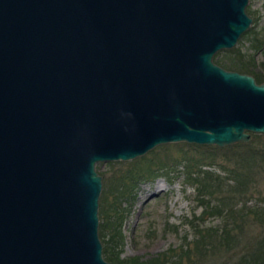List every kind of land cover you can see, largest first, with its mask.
<instances>
[{"label":"water","instance_id":"obj_1","mask_svg":"<svg viewBox=\"0 0 264 264\" xmlns=\"http://www.w3.org/2000/svg\"><path fill=\"white\" fill-rule=\"evenodd\" d=\"M250 0H0V264H113L97 165L264 135V83L214 62Z\"/></svg>","mask_w":264,"mask_h":264},{"label":"rangeland","instance_id":"obj_2","mask_svg":"<svg viewBox=\"0 0 264 264\" xmlns=\"http://www.w3.org/2000/svg\"><path fill=\"white\" fill-rule=\"evenodd\" d=\"M247 12L254 20L250 29L235 48L219 52L214 62L240 70L241 74L264 78V0H250ZM251 142L264 149V135L253 134ZM233 148L167 144L132 161L98 164L97 172L103 178L99 216L100 210L110 211L101 215L99 230L106 216L111 215L113 222L117 217L124 218L120 260L126 264H214L191 249L196 241L193 226L201 225L202 179L234 178L238 152ZM251 175L247 185L231 182L224 189L247 193L237 199L238 208L246 203L249 207L264 203V163L253 168ZM216 198L219 197L212 199ZM221 224L222 219L211 217L205 227ZM106 234L104 241L108 242L111 235Z\"/></svg>","mask_w":264,"mask_h":264},{"label":"trees","instance_id":"obj_3","mask_svg":"<svg viewBox=\"0 0 264 264\" xmlns=\"http://www.w3.org/2000/svg\"><path fill=\"white\" fill-rule=\"evenodd\" d=\"M262 52L264 54L263 50ZM216 64L221 66L220 63ZM221 67L228 68L223 64ZM228 69L241 72L237 69ZM254 78L258 84L264 83V78L257 76ZM256 144V142H251L233 146V150L238 152L235 155L238 170L234 174V178L207 176L202 179V191L199 195L201 197L199 207L202 209L199 218L201 225L193 226L196 241L191 249L200 257L210 259L214 264H264V203L256 204L253 207L247 206L246 203L238 208L240 202H237V199L247 193L224 190L231 182L238 181L240 186L247 185L252 180L251 171L253 168L264 163V149H258ZM130 179L131 182L134 181V179ZM215 195L219 198L213 200ZM114 208H117V205ZM106 212L110 213L109 209L105 212L100 210V218ZM204 217L205 219H203ZM211 217L222 219L221 226L205 227V223ZM111 218V215L106 216L105 224H102L99 230L104 246L103 255L105 260L110 263L126 264L119 258V249L124 241L121 231L124 218L117 217L118 220L115 222ZM106 232L111 235L108 242L104 241L107 236ZM153 264H159V262Z\"/></svg>","mask_w":264,"mask_h":264}]
</instances>
